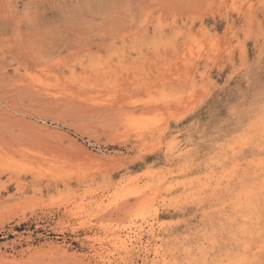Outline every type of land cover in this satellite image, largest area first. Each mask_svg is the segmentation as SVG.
<instances>
[{"label": "rangeland", "instance_id": "rangeland-1", "mask_svg": "<svg viewBox=\"0 0 264 264\" xmlns=\"http://www.w3.org/2000/svg\"><path fill=\"white\" fill-rule=\"evenodd\" d=\"M155 246L264 264V0H0V264Z\"/></svg>", "mask_w": 264, "mask_h": 264}, {"label": "bare ground", "instance_id": "bare-ground-1", "mask_svg": "<svg viewBox=\"0 0 264 264\" xmlns=\"http://www.w3.org/2000/svg\"><path fill=\"white\" fill-rule=\"evenodd\" d=\"M131 235V234H130ZM134 235V234H133ZM136 235V233H135ZM138 235V234H137ZM133 241V238L132 236H128V235H121V234H117L116 235V238H115V244L118 246V247H122L124 248L125 250L128 249V245L131 244ZM141 246V245H140ZM147 246V245H146ZM143 248V252L147 250V248L144 246H141ZM131 251V250H130ZM140 253V252H139ZM152 259L150 261V264H157V263H160V262H163V263H166L167 262V254H165L164 252H162L160 249H159V246H155L154 248H152ZM137 254V253H136ZM149 254V253H148ZM144 255V254H143ZM145 256V255H144ZM139 257V256H138ZM140 258H141V255H140Z\"/></svg>", "mask_w": 264, "mask_h": 264}]
</instances>
